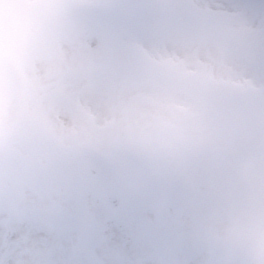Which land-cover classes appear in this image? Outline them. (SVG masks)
<instances>
[{
  "label": "clouds",
  "instance_id": "obj_1",
  "mask_svg": "<svg viewBox=\"0 0 264 264\" xmlns=\"http://www.w3.org/2000/svg\"><path fill=\"white\" fill-rule=\"evenodd\" d=\"M0 264H264V0H0Z\"/></svg>",
  "mask_w": 264,
  "mask_h": 264
},
{
  "label": "rangeland",
  "instance_id": "obj_2",
  "mask_svg": "<svg viewBox=\"0 0 264 264\" xmlns=\"http://www.w3.org/2000/svg\"><path fill=\"white\" fill-rule=\"evenodd\" d=\"M251 2L252 0H206L207 5L213 10L227 9L232 12L243 11Z\"/></svg>",
  "mask_w": 264,
  "mask_h": 264
}]
</instances>
